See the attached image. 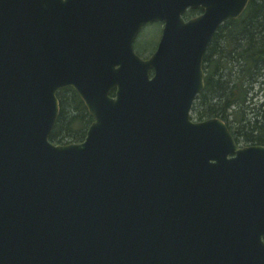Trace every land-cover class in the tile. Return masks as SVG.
Masks as SVG:
<instances>
[{"label": "water", "instance_id": "water-1", "mask_svg": "<svg viewBox=\"0 0 264 264\" xmlns=\"http://www.w3.org/2000/svg\"><path fill=\"white\" fill-rule=\"evenodd\" d=\"M248 3L0 0V264H264V145L191 118L206 49ZM66 87L92 121L54 144Z\"/></svg>", "mask_w": 264, "mask_h": 264}, {"label": "trees", "instance_id": "trees-1", "mask_svg": "<svg viewBox=\"0 0 264 264\" xmlns=\"http://www.w3.org/2000/svg\"><path fill=\"white\" fill-rule=\"evenodd\" d=\"M204 88L191 117L222 119L236 142L264 145V0H249L237 18L225 21L203 57ZM59 115L49 136L55 144L80 142L92 121L73 88L57 93Z\"/></svg>", "mask_w": 264, "mask_h": 264}, {"label": "rangeland", "instance_id": "rangeland-1", "mask_svg": "<svg viewBox=\"0 0 264 264\" xmlns=\"http://www.w3.org/2000/svg\"><path fill=\"white\" fill-rule=\"evenodd\" d=\"M159 34L160 28L158 25L152 23L145 25L137 38L135 49L141 51L144 56H149L157 44Z\"/></svg>", "mask_w": 264, "mask_h": 264}, {"label": "flooded vegetation", "instance_id": "flooded-vegetation-1", "mask_svg": "<svg viewBox=\"0 0 264 264\" xmlns=\"http://www.w3.org/2000/svg\"><path fill=\"white\" fill-rule=\"evenodd\" d=\"M201 11H202V9L201 8H197V9H194V10H192V9H189L186 13H184V15H183V18L185 19V20H187V19H189V18H191V17H195V16H197V15H199L200 13H201ZM194 15V16H193ZM149 24H151V23H149ZM152 24H156V25H158L159 26V28H160V34H159V38H158V41H159V39H160V36H161V30H162V27H163V23L162 22H155V23H152ZM140 34V33H139ZM139 34L136 36V38H135V40H134V50H135V52L137 53V54H139V55H141V56H143V57H148V56H144L143 54H141V51H138V50H136L135 49V45H136V43H137V38H138V36H139ZM157 41V42H158ZM154 51V50H153ZM152 51V52H153ZM151 52V53H152ZM150 53V54H151Z\"/></svg>", "mask_w": 264, "mask_h": 264}]
</instances>
